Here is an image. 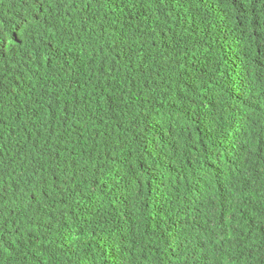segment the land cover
I'll list each match as a JSON object with an SVG mask.
<instances>
[{"label": "trees", "instance_id": "trees-1", "mask_svg": "<svg viewBox=\"0 0 264 264\" xmlns=\"http://www.w3.org/2000/svg\"><path fill=\"white\" fill-rule=\"evenodd\" d=\"M0 264H264V0H0Z\"/></svg>", "mask_w": 264, "mask_h": 264}]
</instances>
